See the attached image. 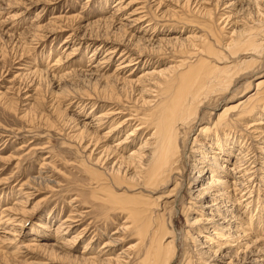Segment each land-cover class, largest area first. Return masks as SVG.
I'll list each match as a JSON object with an SVG mask.
<instances>
[{
  "label": "rangeland",
  "instance_id": "obj_1",
  "mask_svg": "<svg viewBox=\"0 0 264 264\" xmlns=\"http://www.w3.org/2000/svg\"><path fill=\"white\" fill-rule=\"evenodd\" d=\"M115 1L117 0H0V242L4 241V238L13 240L12 238L16 235L14 238L16 244L11 247L0 243V264H71L70 261L58 256L57 252L52 257L47 251L48 248H53L50 245L60 247L61 244L53 231L65 220H68V223L78 220L72 224L76 227L70 234L71 238L84 231L82 241L77 243L74 246L75 249L71 251L72 256H80L84 251L83 247L88 244L90 245L89 254L92 257H99L105 252L113 258L126 251L130 256V264H136L143 259L142 253L138 256L139 259L135 257L139 246L132 232H124V234L117 232L118 227H123L127 219L128 213L125 208L130 200L127 198L126 191L128 195L133 192L134 188L130 189L129 186H132V183L134 185L136 180L132 179L133 182H131V179L122 175L119 181L106 177L110 190L108 189L106 193L95 191L97 183L93 173L101 172V169L98 166H92L89 160H84V153L71 146L69 136L78 134V127L75 124L77 120H83L94 112H92L94 95H100L105 99H102L101 103L97 102L96 106L100 109L95 112V115H100L104 110L107 111L112 107L105 102L109 99L110 92L112 93V99H109L112 100L111 103L127 105L129 100L134 98L135 93L125 85V81L135 80L146 68H152V65L144 67L142 63L138 69L137 65L125 66L128 60L120 57L119 46H115L121 42V39L124 45H131L129 48L133 50V53L138 54L145 50L147 54L143 56L149 58L148 52H152V49L142 38L151 37L153 41L156 40V26L160 25V35H163L162 31L179 35L197 28L200 30H196L199 32L197 35H206L208 42L213 43V49L218 50L216 42L225 40L227 37L224 38L223 35L228 30L226 28L219 31L217 26L218 24L221 26V15L230 0H161L160 3L157 0H123V6L132 1L131 11L141 8V14H147L144 21L126 32L120 26V23L125 21L112 15ZM217 3H219L218 7H215ZM199 6L202 8V13L205 12L204 16L196 12ZM171 9L175 11L173 19L163 15V13L172 15ZM237 18L240 21L243 20L246 27L253 26L255 32L264 29V10H258L250 4L239 8ZM179 22L182 23L177 24ZM170 23L172 27L168 26ZM147 24L150 26L144 32L143 29ZM181 25L186 26V31ZM186 34L184 33V36ZM261 40L258 47L260 55L257 63L254 64L258 68L257 75L249 74L251 73L249 66L243 65L244 70L239 68L243 71L241 79L237 78L233 88L231 87L228 92L217 93V96L210 99L198 116V119H201V125L194 126L187 143L185 134L181 135L178 153L182 149L181 143H184L186 150L182 149V153L184 151L186 155H183L185 157L182 160L179 154L174 159L181 161L171 173L173 176L171 185L162 190L163 194L161 193V196L168 192L171 193L170 196L177 195V202L172 203L168 200L169 202L165 205H161L158 212V218L161 219L162 224L160 230L173 233L176 239H174L175 250L169 264H209L206 260H200L195 252L196 248L203 246L201 244L203 240L199 241L200 238L196 233L197 227H188L189 219L193 220L197 211L194 207L195 200L189 196V189L196 184V180H199V174H194L192 168H189V159L186 160V156L188 157L190 148H193L191 147L193 140L203 141L206 136H211L219 128L223 118L224 123H227L228 128H225L228 129L227 134H230L229 145L234 142L231 149L232 155H235L239 149L241 139L238 140L235 134H241L242 123L252 118H249V115L237 116L236 107L239 101L249 96V93H254L253 89L257 83L264 81V37ZM114 47L117 49L112 50ZM120 65L122 70L116 71ZM153 66L155 68L156 65ZM114 80L118 84L117 87L113 85ZM246 83L250 84L248 94L244 92ZM119 86L121 88L124 86L125 91ZM137 106L139 118L143 120L149 113L142 110L139 105ZM258 108L260 107L254 108L253 115L258 113ZM223 111L226 114L219 119L218 116ZM230 119L234 121L229 123ZM223 125L221 124L220 128H223ZM129 127L115 134L108 142L109 145L112 146L116 140H123L125 135L133 130ZM202 127L206 128V136L204 134L201 137L198 135V130ZM149 128L142 129L141 132L130 137L127 141L129 143L126 144L127 150L137 149L142 143L141 140L151 133ZM106 131L104 129L101 134ZM23 145L26 146L21 147ZM251 146L253 148L254 143H251ZM257 156L264 163V156ZM41 166L47 167L46 170L49 167L51 184L38 188L32 181L38 178ZM89 168L93 170L92 174ZM259 174L251 175L248 180L242 181V194H246L243 197L244 202L237 200L236 203L235 200L225 199L226 208L234 203L232 210L228 211V218L224 211L225 204L219 210L226 222L231 225L230 236H233L235 232L238 239L234 238V240H240L227 249L231 257L235 256L231 258L234 264H248L247 258L251 253L260 252L259 255L261 252L264 253V174H261L262 176ZM5 180L8 181L5 182ZM110 193H113L116 199H111ZM159 196L156 195V199ZM248 196L250 200L246 201ZM19 200L25 202L23 209L26 213L21 214L25 224L22 228L16 225L17 222L12 224L13 227L16 226L13 229L18 235L4 234L5 231L9 233L12 226L7 224L3 216L12 209H19L20 206L17 203ZM101 201H108V203L102 205ZM187 207L191 209L187 211ZM13 212L14 215L19 213ZM19 217L20 215L15 216L16 219ZM233 219L235 222L232 224ZM239 224H243L246 228L244 233L236 229ZM233 225L236 227L234 228ZM18 228H21V233ZM238 228L241 229V227ZM169 236L168 234L166 238ZM109 237L121 242L107 250L108 248L104 249L103 246ZM32 244L48 246L43 250L36 249ZM14 246L21 248L20 254L16 255ZM101 250L103 252L98 253ZM225 262L227 263L228 260Z\"/></svg>",
  "mask_w": 264,
  "mask_h": 264
},
{
  "label": "bare ground",
  "instance_id": "obj_2",
  "mask_svg": "<svg viewBox=\"0 0 264 264\" xmlns=\"http://www.w3.org/2000/svg\"><path fill=\"white\" fill-rule=\"evenodd\" d=\"M157 1L160 3L161 0ZM115 2L112 15L113 17H120V20L125 21L120 23L121 28L124 29L125 32L134 29L138 23L145 20L147 14H141V8H136L131 11L132 1H129L125 6L122 4L123 0H117ZM218 4L219 3L215 4V7H218ZM249 4L258 10H264V0H230L227 6H224L226 10H223L224 12L222 11L221 21L219 20L221 26L218 24L217 28H219V31L227 28L228 31L223 35L224 38L227 37L225 40L221 39L222 42H216L218 50L213 49V43L208 42V37L206 35H197L199 34V32H196V30H199L197 28L179 35H172L169 31L167 34L166 31H162L163 35H160V25L156 26V40L153 41L150 39L151 37L147 39L141 37L143 41L149 43L152 49V52H148V57L150 59L143 56L147 54L145 50L142 52L138 49L140 53H133V50L129 48L131 45H124L122 43L124 41L121 39V42L115 46H119L118 52L121 54L120 57L128 60L125 66L132 65L133 67L137 65L138 69V66L142 63L144 67L146 65H152V68H146L135 80L128 79L125 81V85L129 86L131 91L135 93L134 98L129 100L131 103H126L127 105H121L120 103L113 104L114 102L111 103L112 100L109 99H112V93L110 92L111 95L105 102L112 107L107 111L104 110L100 115H95V112L100 109V107L96 106L97 102L101 103L103 102L102 99H105L104 97L101 98L100 95H94L95 101L92 104V112L94 111V114H90L89 117L86 116L83 120H77L75 124L77 125L76 127H78V134L69 136L70 143H72L71 146H74L81 153H84V160H89L93 164H91L92 166L95 165L101 169V172L93 173V170L91 171V168H89L91 174H94L93 176L97 183L95 191L106 193L110 190L108 180L105 179L106 177H109V179L113 181H119L122 175L123 177L125 176L131 179V182H133L132 179L136 180L134 185L132 183V186H129L130 189L134 188V190H132L133 192L131 191L132 193L128 195V191H126L127 198L130 200L129 205L125 208L128 213L126 222L123 224V227H118L117 229V232L120 234L132 232V235L137 238V246L139 247L135 257L139 259L138 256L142 253L143 259L136 264H169L173 257L175 250L174 241L176 239L173 233H165L164 230V232L161 231L162 229L160 230V225L162 224L160 221L161 219L158 218V212L162 204L165 205L166 202L169 201L172 203L177 202V195L170 196L171 193L168 192V194L161 196V193L162 190H165L171 185L173 177L171 173L175 170L177 163L185 157L183 155H186L184 152L186 150L184 149V143H181V147L184 150L183 153L182 149L178 153V144L182 133L185 134V142L188 141L194 126L198 124L201 125V119H198L200 111L203 110L213 96H217V93L228 92L230 90L233 84H235L236 79L240 78L243 74V71H241V69L244 70L243 65L249 66V70L251 71L249 74H251V76L257 75L258 68L254 64L257 63V58L260 55L258 47L259 41L264 37V29L255 32L253 26L246 27V24L242 22L243 20L240 21L237 18L239 8L241 9L243 6H248ZM201 9L200 6L196 9V12H199L200 15L203 14ZM129 10L130 12H128ZM171 10L172 15H166L164 13L163 15L173 19L175 11H173V9ZM208 17H210V15ZM169 21L172 22L173 20ZM181 23L182 22H179L177 24ZM150 24L146 25L143 29L144 32H146ZM171 25L172 23L168 26L172 27ZM181 27L186 31V26L181 25ZM184 33L187 34L184 36ZM129 41L130 40H128V42ZM145 45L147 46L148 44ZM117 47L112 48V50H116ZM148 51L150 50L148 49ZM153 65H156L155 68H153ZM95 67H97V65ZM239 68L241 69L239 70ZM116 69V71H121V65ZM113 85L117 87L118 84L115 81ZM249 87L250 84L246 83L244 87L245 94L249 93ZM254 87V93L251 91L252 94L249 93L248 97L239 101L236 107L238 109L237 116L249 115L248 117L252 118V120L242 123V133L235 134L238 140L241 139L239 149L236 151L235 155H232L231 150L234 142L229 145L230 140L228 138L230 134H227L228 129H225L228 127L226 126L227 123H224L225 119L223 117L226 113L223 111V113L218 116L219 119L223 118L221 123L224 124L223 128H220L221 124H219V128H217L211 136L208 135L209 137L205 134L206 128H200L198 130V135L202 137V135L205 134L207 138L204 136L205 138H203V141H195L194 139L191 146L193 148H190L189 155L188 157L186 156V160L189 159V168H192L194 174H199V180H196V184L190 187L191 190L189 189V196L195 200L196 205L194 207L197 211L195 212L196 216L193 220L189 219L188 227H197L196 233L200 238L199 241L203 240V242L201 241L203 246L196 248L195 252L200 260H206L209 264H234L231 258L235 256L231 257L227 249L233 247L230 246L231 244L233 245L240 240H234V238H237L234 231V235L230 236L231 225L226 222L224 219L225 217H223V214H221L219 210L221 207H224L223 204H225L226 208L225 199L235 200V202L237 200L244 202L243 197H245L246 194H242V181L248 180L251 175L259 174V172L264 174V163L260 161L262 159H258V156L256 157V155L264 156V81L257 83ZM122 88L123 91H125L124 86ZM123 101L125 102L126 100ZM137 105H139L142 110L149 113L146 114L143 120L139 118L138 108H136L138 107ZM256 106L260 108H258V113L253 115V110ZM233 121L234 120L230 119L229 123ZM126 127L130 129L133 128V130L126 134L123 140H116V143L112 146L109 145L108 142L112 137L115 136V134L121 133V129L123 130ZM148 127H150L151 133L141 140L142 143H140L137 149L127 150L126 144L129 143L127 141L130 137ZM104 129L107 131L101 134ZM213 129H215V127ZM222 141L226 142V144ZM251 143H254L253 148ZM25 146L26 145H23L21 147ZM178 154L181 160L175 161L174 159ZM46 165L48 166L49 163ZM42 166L38 178H32L34 180L32 183L34 182L35 186H38V188L46 187L51 184V180H49V167L46 170L47 167L45 168ZM7 181L8 180H5V182ZM194 181L193 179V182ZM112 194L110 193V198L113 200L116 199ZM156 195H160L158 199H156ZM237 196L238 198L236 199ZM248 200H250V196L246 198V201ZM101 202H103L102 205L108 203V201ZM17 203L20 208L12 209V211L8 212L3 218H6L5 221L7 224H11L12 226V224L14 225V223L17 222L16 225L22 228L25 224V220L21 217V214L26 213L25 209H23L25 208L23 206L25 202L19 200ZM233 206L234 203L229 208H224L226 218H228V211H231ZM32 209L33 207L30 210L32 211ZM190 209V207H187V211ZM13 211L19 212L16 214L20 215L19 219L15 218L16 215H14ZM231 221L230 222L233 224L235 219ZM74 222H78V220L69 223L68 220H65L53 231L59 244H61L60 247L50 245L53 248H48V250L46 248L48 245L32 244L33 247L36 249H47L52 257H54L57 252L58 256L66 261H70L69 263L71 264H130V256L126 251L121 252L120 255H115L113 258L105 252L101 254V256L99 255V257H92L89 254L90 245L88 244L83 247L84 251L81 252L80 256H72L71 251L75 249L74 246L77 243L82 241L84 233V231L80 232L71 238L70 234L74 227H76L74 225L72 226ZM15 227L12 226L10 229L12 233H7L6 231L3 233L13 235L17 232L13 229ZM233 227L235 228L236 226L233 225ZM238 227H241V229ZM21 228H18V231H20L19 233H21ZM236 229H239L238 231L242 230L241 232L244 233L246 228L243 224H239ZM168 234L170 236L166 238ZM15 236L12 238L13 240L4 238V241L0 243L8 244L11 247L13 244H16L14 242ZM120 242L121 241L118 239L109 237L103 248H108L107 250H109L119 245ZM249 245H251V243H249ZM20 249L19 246H14L16 255L21 253ZM26 250L28 251V248H26ZM102 252L103 250L98 253ZM258 253L260 254V252ZM258 253L250 254L247 258L248 264H264V253L261 252V255ZM102 255L107 256L103 258ZM226 260H228L227 263L225 262Z\"/></svg>",
  "mask_w": 264,
  "mask_h": 264
}]
</instances>
